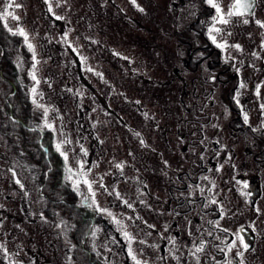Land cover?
<instances>
[{
  "label": "rangeland",
  "instance_id": "obj_1",
  "mask_svg": "<svg viewBox=\"0 0 264 264\" xmlns=\"http://www.w3.org/2000/svg\"><path fill=\"white\" fill-rule=\"evenodd\" d=\"M16 2L23 5L12 9L21 18L20 23L9 19L8 24L14 30L22 26L29 34L39 61L35 69L39 84L29 75L32 53L23 38L13 36L2 24L0 27L16 39L14 59L19 78L26 79L31 100L34 95L31 89L37 88L36 99L50 109L49 120L56 130L44 128L43 110L36 105L31 111L33 127L50 132L54 150L57 142L71 141L62 149L67 152V161L58 152L64 165L63 184L73 189L68 169L79 173V161L85 162V171L91 168L86 178L93 182L95 197L81 183L82 194L75 191L74 203L82 215L91 214L88 249L99 264H133L127 255L125 240L108 215L111 212L137 241H146V244L132 245L138 259L147 264H165L171 245L166 242L163 248L159 233H163V226L170 229L169 223L173 221L169 214L173 206L170 184L193 193L188 194L189 204L199 210L200 193L189 187L201 184L199 180L196 182L198 175L202 178L196 164L204 155L214 162L219 160L214 142L223 137L222 141L229 143L227 123L234 115L226 111L227 102L194 101L193 95L203 96L199 72L193 76L192 85L185 83V79L192 78L186 66L201 59L200 54L194 53L201 42L191 40L197 35V15L192 1L136 0L144 9L140 12L130 0H66L61 7H56L55 0H51L54 12L65 18L59 21L49 13L45 0ZM3 6L4 0H0V11ZM66 32L69 43L79 54L63 42L62 35ZM188 49L192 50V61H189ZM27 50L30 52L28 63L19 56ZM81 56L86 58L84 62ZM203 61L198 62V68L205 66ZM219 95L224 98V94ZM5 117L0 101V243L9 253L6 258L0 252V264H9L10 260L14 264H73L71 252L76 224L61 210L57 211L55 220L42 214L45 201L38 197L42 172L26 157L17 139L3 132ZM258 118L263 120L264 115L258 114ZM257 124L264 125V121ZM263 125L253 126V130L262 135ZM244 134L248 135L243 133L237 137L239 142L235 139V149L221 152V159L228 158L232 152L237 159L241 158V151L238 154L237 149L243 143L248 144ZM263 138L255 143L259 149L264 146ZM141 139L145 145H141ZM81 146L87 155L81 152ZM121 162L124 163L122 173L115 167ZM213 172L210 170L208 177L215 181L214 193L224 195L223 209L240 212L241 223L245 222L250 209L247 197L241 195L243 189L223 184ZM16 180L23 184V189ZM224 185L234 192L224 191ZM114 190L133 208L117 199ZM167 191L169 197L165 194ZM85 196H89L88 201L84 200ZM97 206L107 211H99ZM159 207H168V214L161 213L164 211ZM211 207L215 205L208 208ZM135 216L140 219L134 223L127 219Z\"/></svg>",
  "mask_w": 264,
  "mask_h": 264
},
{
  "label": "flooded vegetation",
  "instance_id": "obj_2",
  "mask_svg": "<svg viewBox=\"0 0 264 264\" xmlns=\"http://www.w3.org/2000/svg\"><path fill=\"white\" fill-rule=\"evenodd\" d=\"M191 1V6H193V9L195 8L194 10L197 15V19L195 20L197 23L195 26L197 32L195 31V33L197 35H194L195 38L191 40H194V43L201 42L199 47L194 48V53L200 54L198 57L201 59L196 62L193 61L194 63L189 62L188 66H186V70L192 75V78H189V80L185 79V83L187 86L192 85V81L195 80L193 76H195L196 72H199V87L201 95L203 96L199 97L200 94L199 96L196 94L193 95L192 97L195 98L194 101L208 102L210 100V102H227L225 105L226 111L234 112L233 117H235L229 118L227 123L229 131L227 132L228 137L226 139L229 143L223 142V137L221 139L218 137V140L214 142L218 149L217 156L219 154V160L214 162L211 157L206 158L204 155L203 159L198 162L199 164H196V167L199 171H202V177H208L209 171L212 170L216 172L217 176H215L218 177L223 184L230 187L234 184L236 185V190L241 186L244 192L251 193V195L246 198V203L250 210L248 212L249 217L245 222L242 221L243 223H241V217L239 216L241 214L240 212L233 211L231 213L224 210V218L221 219L219 223L222 228L230 230L227 234L228 239L232 238V233L244 227L247 231L246 241L250 245V250L244 252V264H264V226L262 224V219H264V146L260 147V149L256 146L257 140L264 137V132L261 135L260 132L253 130V126L262 127L263 124L257 123L264 121V118L263 120L258 118V114L259 117L260 114H262L260 113L259 103L264 102V87L261 88V99H258L254 95L255 86L261 81H264V59H255L251 56L253 51L260 52V43L261 40L264 39V30L260 29L255 24V20L264 21V0H255V16L251 19L249 24L236 23L230 26L233 35L227 38L228 42L230 44H240L244 50L243 54L236 52L234 49H229L228 52H224L216 48L215 45L209 41L206 31L212 10L205 5L204 0ZM229 2L230 0H223L225 6H227ZM191 51V49H188V53L190 54L189 61H192L193 58L191 57ZM229 54L236 57L237 63H235V66L233 65V61L225 62ZM260 55L264 56V52H260ZM199 61H203L201 63H204L205 66L198 68L200 64L198 63ZM239 61H243V66L238 63ZM251 64H254L255 68L250 67L249 65ZM236 67H240L239 73H237ZM203 73L204 75L202 76L201 74ZM213 77L215 79H213ZM241 80L247 85L245 89H240L241 95L239 99L240 105L243 106V111H241V108L237 106L233 99ZM192 88L194 90L195 85ZM219 94H222V96L224 94V98H221ZM214 97L216 98L214 99ZM196 98L199 99L196 100ZM244 112L249 116L248 124L243 122ZM243 133H248V135L244 134V136L247 137L245 143L247 144L248 142V144L246 146L243 143V146L237 149L238 154L241 151V158L237 159L236 155L232 152L231 156L229 155L228 158L224 156L221 159L220 154L233 148L236 144L235 139L239 142V138L237 137L240 134L243 135ZM223 143L227 146H221ZM256 156H259V159H257ZM216 167L219 168L220 171H216ZM198 180L201 182V187L207 189L210 186L207 184L208 181L202 179L199 175L196 178V182H198ZM244 183H248L250 187L245 189L243 187ZM175 186L174 184H170L173 206L170 208L171 213L169 214L172 216L173 221L174 218H177V220L169 223L170 229L163 226V233L160 232L159 236L164 248L168 241L162 239L161 234L164 237H169L173 230L172 235L176 237L177 247L180 249L176 252V256L179 257V260L173 259L169 254L167 255L165 264H195L193 258L188 255L187 248L184 247L185 244L190 243L191 238L188 235L189 229H191L194 234L200 235L204 240L209 241L205 252L200 254L201 264H215V261L211 260V257H215L216 261L223 262L225 259L224 253L218 251L214 246L219 242L215 241L213 237L207 236V230L210 226L206 222L208 220L215 221L218 219L217 206H215V208L211 207L205 209L203 205L206 201L199 194V210H194L189 204L190 195L188 196L189 193L186 189L176 188ZM227 189L229 191L231 188L226 186L224 191ZM231 190L234 192L233 189ZM179 192H181V194H179ZM165 194L168 197L170 195L169 191L165 192ZM205 195H208L207 191H205ZM216 198L221 204L222 201H224V195H218ZM159 208H163L164 212L161 213L168 214V207ZM256 208L260 209V213H257ZM172 226H174L173 229ZM198 227L202 229L201 233H196ZM166 228L167 231H165ZM213 231L215 235H220L222 238L225 236L224 233L218 230L213 229ZM220 247H224V245H220ZM235 252L236 250L234 249L230 254V257L234 258V264H236L238 260V258L235 257Z\"/></svg>",
  "mask_w": 264,
  "mask_h": 264
},
{
  "label": "snow or ice",
  "instance_id": "obj_3",
  "mask_svg": "<svg viewBox=\"0 0 264 264\" xmlns=\"http://www.w3.org/2000/svg\"><path fill=\"white\" fill-rule=\"evenodd\" d=\"M130 2L140 11L144 12V9L140 7L137 3L136 0H130ZM45 3L48 5V11L51 13L55 20H63L65 19L63 16L57 15L52 6L51 0H45ZM56 7H61L63 3H66V0H55ZM205 5L212 10V14L209 17V21L207 24V31L206 35L209 41L215 45L216 48L221 49L224 52H228L229 49H234L236 52L243 54V48L240 44L235 43V44H230L228 42V37L232 36L233 33L231 31L232 25L236 23H243L245 25L249 24L251 22V19L254 18L255 16V0H230L227 6L224 5L223 0H204ZM23 5L20 3H17L16 0H4V6L3 10L0 11V24L3 25L4 28L7 29L9 33H11L13 36H19L23 38L24 44L27 46L28 50L32 53V71H30L29 75L33 81H35L36 84H39L40 81L37 79L35 75V69L39 61L36 58V53H35V48L34 45L30 42V37L29 34L25 31V29L20 26L17 27L15 30L9 26L8 20L11 19L13 21H16L17 24L19 25L20 23V17L15 15L12 9H20L22 8ZM255 24L262 30H264V21L261 20H255ZM62 40L64 43L68 44L69 49L74 52L78 53V50L72 46L71 43H69L68 40V33H64L62 35ZM95 43V41H93ZM260 52H264V39L261 40L260 43ZM260 52L253 51L251 53V56L255 59H264V56L260 55ZM125 59H127L125 57ZM80 60L84 62L86 60L85 57L81 56ZM228 61H233V65L235 66L236 57L232 55H228L226 57L225 62L227 63ZM241 66H243V61L238 62ZM250 67L255 68L254 64L249 65ZM88 71H92V69H88ZM237 73L240 71V67H236ZM97 76H101L102 74L96 73ZM213 79H215L213 77ZM247 85L241 80L239 87L235 93V96L233 97L234 102L241 108V111H243V106L240 105V89H245ZM264 87V81H261L255 86V91L254 95L258 98L261 99V88ZM71 91V89H69ZM31 92L34 94L32 102L33 104L36 105L38 109H42V119L44 122V128H47L51 131H55V125L53 122H50L49 120V111L50 109L45 107L43 104H40L37 99H36V94H37V88L33 87L31 89ZM42 95V94H40ZM136 103H139L137 101ZM259 109L262 114H264V102L259 103ZM54 111V110H53ZM249 121V116L247 115L246 112L243 114V122L245 124H248ZM255 131V129H254ZM137 136H139V133H136ZM141 145H145V142L143 139L140 140ZM203 143V141H201ZM218 143V142H217ZM67 144H71L70 140L64 139L56 143L55 145V150L59 152L67 161L68 156L67 152L62 150L63 147ZM81 152L84 155H87V151L83 149L81 146ZM203 159V156L201 157ZM165 165L167 164V161L164 162ZM80 164V171L79 173H72V170L69 168L68 171L70 173V179H72V184H73V190L76 191L78 194L80 193L79 186L82 183L86 189L87 192L90 194L92 198L95 197V191L93 190V182L89 181L86 177L87 174L91 171V168H88L87 171L84 170L85 168V162L84 161H79ZM115 167L123 172L124 168V163H116ZM216 171H220L219 168L216 169ZM79 177V179L74 178V177ZM102 179V178H101ZM202 179L207 180L208 184L210 185L207 189L204 187H201L199 184L196 185H189L190 188H194L195 190H198L201 197L204 198L206 201L203 205L205 209H207L210 206H217L218 208V219L213 221V220H208L206 223L210 226L209 229L207 230V236L213 237L215 241H218V244H215L214 246L217 248L218 251L224 253L225 259L223 262L221 261H216L215 257H211V260L215 261V264H234V258L230 257V254L233 252L235 249V257L238 258L236 261V264H244L243 261V256L244 252H247L250 250V245L246 241V236H247V231L244 227H241L237 232L232 233V238L228 239L227 234L230 232L229 229L222 228L219 221L224 218V209L222 204L217 200L216 196L218 194L214 193V189L216 188V184L214 180H211L209 177L204 176ZM17 184L20 185V187L23 189V184L20 183L19 180L15 181ZM101 188H105L107 191V188L103 183H100L99 185ZM243 187L245 189H248L250 186L248 183H244ZM115 191V190H114ZM205 191H207L208 195H205ZM112 194V193H109ZM143 195V193H141ZM190 196L193 195V193L189 194ZM242 196L248 197L251 195L250 192H241ZM115 196L117 199H121L122 203L128 207V208H133V205L129 203L127 200H123L120 196V193L118 191H115ZM85 201L89 200V196L84 197ZM191 202V201H190ZM94 203V200H93ZM143 203V201H141ZM85 206L91 207L92 204H86ZM97 210L99 211H107L106 209H99L97 206ZM257 213H260V209L256 208ZM108 215L112 217L113 221L117 225V230L121 233L122 238L126 242V251L127 255L131 258L133 264H147L146 261H142L138 259L136 251L133 249L132 245L133 243H140V244H146V241L144 240H139L137 241L136 238L127 231L126 226L123 224L121 220H118L116 217L113 216L111 212H108ZM41 218H43V215L41 214ZM128 220L133 221V223L136 220H139L140 217L135 216V217H127ZM191 223V222H189ZM60 225H57L59 227ZM148 227H153L149 225ZM218 230L219 232H222L225 234V236L222 238L220 235H215L214 231ZM254 230V229H253ZM167 231V228L165 229ZM202 229L198 227L196 229V233H201ZM94 234V233H93ZM188 235L191 238L190 243L185 244L184 247L187 248L188 250V255L193 258L195 261V264H201L200 261V254L205 252V249L207 248V245L209 241H206L202 238L200 235L194 234V232L189 229ZM161 238L165 239L168 241V243L171 245V247L168 249L169 254L172 256L173 259L179 260V257L176 256V252H178L180 249L177 247V239L176 237H164L161 234ZM220 245H224V247H220ZM152 247H157V245H152ZM0 252L3 253V255L7 258L9 256L7 248L0 243ZM161 259H164V257H161ZM9 264H14L11 260L9 261Z\"/></svg>",
  "mask_w": 264,
  "mask_h": 264
},
{
  "label": "trees",
  "instance_id": "obj_4",
  "mask_svg": "<svg viewBox=\"0 0 264 264\" xmlns=\"http://www.w3.org/2000/svg\"><path fill=\"white\" fill-rule=\"evenodd\" d=\"M16 39L5 34L0 27V101L4 106L6 117L2 122L5 134L17 139L18 146L26 157L41 170L38 196L45 201L43 215L56 219L57 211L68 214L76 224L74 231L73 264H99L88 249L87 240L90 232L91 214L75 208L77 199L75 191L63 184V160L53 148L50 132L34 128L31 111L33 104L26 79L19 78L15 64ZM15 48V49H14ZM14 49V50H13ZM19 55L29 62L30 52ZM42 194V195H41ZM90 216V217H89Z\"/></svg>",
  "mask_w": 264,
  "mask_h": 264
}]
</instances>
